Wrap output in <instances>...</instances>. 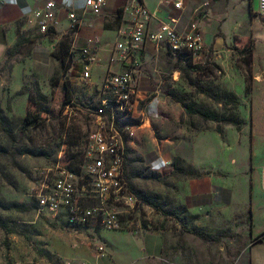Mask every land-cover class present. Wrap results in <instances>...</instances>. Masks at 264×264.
<instances>
[{
    "label": "rangeland",
    "instance_id": "1",
    "mask_svg": "<svg viewBox=\"0 0 264 264\" xmlns=\"http://www.w3.org/2000/svg\"><path fill=\"white\" fill-rule=\"evenodd\" d=\"M257 17L264 24V18ZM236 19L242 30L255 28V48L251 60L247 62L248 55H239L235 50L242 48V43L238 42L239 37H236L235 42L216 54L217 56L211 53V49L204 51L203 63H198L200 59H191V65L201 64L206 67L204 70L195 71L184 62H175V72L168 78L163 89L168 100L164 109L167 113L163 112V117L170 119L169 128L157 130L153 134L157 145L151 151L152 156L143 150L141 144L132 146L128 143L126 147L127 181L138 191L160 193L165 200L164 207L177 212L185 226L191 225L190 228L194 230L196 216L185 213L183 203V179L189 176L174 172V162L185 170L195 169L184 155L189 156L188 151L193 149L201 131H209L207 134L211 139H215L218 132L219 137L224 140L222 128L230 125L229 129L226 128V138L235 140L236 134H241L242 129L248 131L252 120L254 126L263 120V90L260 80L264 76V61L261 58L264 54V27L255 17L251 18L242 10ZM250 38H253L252 35ZM28 46L29 44L21 46L0 69V120L4 128L0 127V217L16 230L7 232L0 227V264H52V260L53 264H61L53 256H61L62 251H53L52 246L56 238L62 239L61 235L72 230L64 228L56 219L47 218L38 212L37 194L43 181H52L57 165L65 164L74 168L73 170L81 168L92 120L88 114L67 107L62 87L51 86L49 80L35 77L24 69ZM52 52L53 50L51 54ZM64 79L65 77L62 82ZM177 99L202 103L219 113L236 114L243 119L241 128L238 130L231 124L205 121L196 114L187 115ZM98 103V100L88 102L92 106ZM44 107L47 110L43 111ZM28 115H36L40 121L23 127V119ZM218 127L220 131L217 130ZM7 134L12 137L11 140ZM208 136L205 135V139ZM129 137L131 138L126 133L125 141L129 142ZM244 145L241 139L234 148L230 142L228 145L224 142L213 147L218 152L217 159L220 163L217 174L222 179L231 180L238 190V200L235 201L232 214H221L220 221L214 228L218 234L231 231L228 223L233 220L236 228H241L246 212L252 173L245 157ZM215 149L209 151L212 156L216 153ZM20 150L26 152L21 153ZM41 151L46 154L40 153ZM193 153L198 155L196 149ZM164 160L169 161V165H164ZM153 163L161 168L156 169ZM152 171L157 174L164 172L166 175L150 178L148 173ZM2 200L14 201L18 205L7 209L2 207ZM83 201L86 204L92 203L91 199ZM148 212L150 215L153 210L141 201L135 211L124 208L121 215L123 225L139 224L140 214L142 217L146 216L148 222ZM214 231H201L204 240L199 237L201 246L198 252L203 257L200 264H207L208 256L212 254L218 253L221 256L222 251L227 248L234 251V264H247V240L243 234L240 231L233 233L230 247L228 241L219 237L216 239ZM218 241L217 248L210 246ZM219 264L226 263L220 260Z\"/></svg>",
    "mask_w": 264,
    "mask_h": 264
},
{
    "label": "crops",
    "instance_id": "2",
    "mask_svg": "<svg viewBox=\"0 0 264 264\" xmlns=\"http://www.w3.org/2000/svg\"><path fill=\"white\" fill-rule=\"evenodd\" d=\"M46 1L0 0V68L8 58V48L16 43L18 37L24 36L31 39L28 43L24 69L35 77L49 80L58 66V60L52 56L51 51L58 47L62 39L69 36L72 56L66 77L70 82L72 98L82 103L99 101L107 71L119 69V64L112 62L110 57L117 39L116 29L122 18L120 8L126 0H106L100 15L85 12L84 0H54L57 24L52 33L43 34L37 29L33 11ZM178 1L183 4L181 8H175L173 5ZM143 2L155 13L152 28H155L158 20L175 19L178 28L182 29L193 20L195 8L206 6V12L198 17L199 26L204 34V50L199 58H203L204 51L209 49L217 56L216 54L233 44L236 37H239L240 43L247 39L255 40L254 27L243 31L237 24L236 17L240 10L247 12L251 18L255 17L264 27L257 17H261L258 13V0H143ZM69 9L74 10L82 18L80 27L73 33L68 30ZM251 35L253 38H250ZM90 38H97L98 43L93 50L95 59L88 62L89 77L83 82L81 75L85 60L81 55V49ZM261 58L264 61V54ZM176 60L177 55L167 49L151 42L145 44L136 82L139 97V103L134 110L136 124L132 127L133 135L129 137V142L126 141V147L128 143L132 146L141 144L143 150L152 156L151 151L157 145L153 134L157 130L169 128L170 119L163 117V114L167 113L164 109L168 103L163 89L168 78L175 72ZM263 82L264 76L260 80L264 94ZM58 86L62 87V80ZM78 110L86 113L82 106ZM262 112L263 120L255 126L252 120V126L247 129L248 131L242 129L243 136L242 133L239 135L237 133L235 140L226 138V128L229 129L230 125L222 128L224 140L219 137L218 132H215L216 138L211 139L207 134L209 131H201L198 133L201 138L197 134L193 149L188 151L189 156L184 155L196 171L202 172L199 176L183 179L184 211L196 216L194 223L198 231H214L221 214H232L235 201L238 200V190L231 180L222 179L217 174L220 163L217 159L218 152L213 147L224 142L228 145L230 142L234 148L241 139L246 145L245 157L250 165L252 182L241 228H236L233 220L228 223L231 231L214 233L216 239L219 237L228 241L231 247L232 234L240 231L247 240L245 250L247 264H264V190L260 184V170L264 165L263 97ZM205 135L208 136L206 139ZM194 149L198 151L197 156L193 153ZM214 149L216 153L212 156L209 151ZM199 158L204 160H198ZM153 166L157 167L156 169L161 168L156 163H153ZM151 209L153 212L150 215L148 212L147 217L150 218L148 222L146 216L142 217L140 214L139 224L134 226L135 233L130 232L129 223L120 229L95 224L87 229L66 232L61 235L62 239L56 238L52 246L53 251H62L61 256L53 257L61 264H200L203 257L198 252L201 246L199 236L183 231L175 218L165 216L152 207ZM218 244L219 241L211 243L210 246L217 248ZM99 245H103V253L98 252ZM220 260L226 264H234V251L227 248L222 251L221 256L218 253L212 254L208 256L207 264H219Z\"/></svg>",
    "mask_w": 264,
    "mask_h": 264
},
{
    "label": "built area",
    "instance_id": "3",
    "mask_svg": "<svg viewBox=\"0 0 264 264\" xmlns=\"http://www.w3.org/2000/svg\"><path fill=\"white\" fill-rule=\"evenodd\" d=\"M105 4L106 0H84V10L100 15ZM173 5L181 8L183 4L178 1ZM120 9L122 21L116 29L117 39L110 57L112 62L119 64V69L107 71L102 96L96 106L87 103L67 106L71 109L82 106L92 120L81 168L76 172L68 165H57L52 181H43L37 194L38 212L71 230H83L95 224L120 229L123 209L136 210L139 201L130 191L125 177L124 135H133L132 127L136 124L134 110L139 103L136 82L145 44L151 42L176 55L188 52L193 59H200L198 63L204 62L199 58L204 50V34L198 17L206 12V6L195 8L193 20L182 29L178 28L175 19L158 20L152 28L155 13L143 0H126ZM258 13L264 18V0H258ZM33 17L40 33L52 31L57 24L54 0H47L35 8ZM67 22L68 30L73 33L80 27L82 18L69 9ZM97 43V38H90L81 49L85 60L83 82L89 77L87 66L95 59L93 50ZM163 163L169 165L167 160ZM260 184L264 190V165L260 170ZM88 199L92 200L91 204L83 201ZM133 225H129L131 233H135ZM98 252H104L103 245L98 246Z\"/></svg>",
    "mask_w": 264,
    "mask_h": 264
},
{
    "label": "trees",
    "instance_id": "4",
    "mask_svg": "<svg viewBox=\"0 0 264 264\" xmlns=\"http://www.w3.org/2000/svg\"><path fill=\"white\" fill-rule=\"evenodd\" d=\"M121 21H122V18H121L119 24L121 23ZM50 33H52V31H50L48 34H50ZM30 42H31L30 38H26L24 36L18 37L16 43L13 46L8 48V51H7L8 58L6 59V61L11 56H13L15 53H17L21 46H23L24 44H28ZM70 43H71V38L69 36H67L66 38L62 39L60 41V43L58 44V47H56L53 50L52 56L58 60V66L56 67L55 72L52 75V77L49 79V84L51 86L58 85L60 83V81L62 80V78L65 77V79L62 82L64 103H66L67 106L68 105L74 106L77 103L83 106L84 104H86V102L82 103V102H79V101L74 100L72 98L70 82L66 77V73H67V70L70 66L71 56H72V52H70ZM235 50L237 51V53L239 55H242V56L248 55V59H247V62H248L251 60V54L254 50V41L252 39H247L242 43V48H235ZM191 59H193V56L190 53L181 52V53L177 54L176 62L178 64L184 62L186 64V66H190L195 71L204 70L206 68L205 66L203 67L201 64L191 65ZM200 92H203V90H201ZM37 93H38V95L42 96L40 94V92H37ZM229 95L232 96V94H230V93H229ZM43 99H45V97H43ZM177 101L184 107V110H185L187 115L196 114V115L200 116L205 121H215L217 123L231 124V125H234L238 130L241 128V125L243 123V119L240 118L236 114H228L227 115L225 113H219L216 110L211 109V108L207 107L206 105H204L202 103L195 102V101L187 102L184 99H177ZM42 110L45 111V110H47V108L44 107V108H42ZM39 121H40V118L38 116L28 115L23 119V127H25L26 125H35ZM0 127L2 129H4L1 120H0ZM217 130L220 131V128L218 127ZM7 136L10 140L12 139V137L9 134H7ZM20 152L24 153V152H26V150H20ZM40 153L46 154L44 151H41ZM79 169H80V167L78 169H75L74 171L78 172ZM173 171L178 173V174L187 175V176H191V177H196V176H199L202 174V172L196 171L193 168L189 169V170H185L182 166H179L176 161L174 162ZM165 175L166 174L164 172L157 174V173L152 171V172L148 173V176L150 178H160V177L165 176ZM125 176L128 177V174L125 173ZM128 184H129L130 191L137 197L138 201L142 202V204L152 207L154 210L162 213L165 216H171V217L175 218L181 224V229L183 231L191 232L194 235H197L201 239L204 240V236L201 233V231H198L197 228H195L196 230H194L190 227H186L185 223L182 222V219L180 218V216L178 215L177 212L167 210L164 207L165 200L162 199V196L160 193H157V192L146 193L143 191H138L133 187V185H131V183L128 182ZM2 201L4 203L2 207L7 208V209L14 208L18 205L14 201H4V200H2ZM0 227L7 232H16L15 229H13L7 225V223L5 222V220L2 217H0Z\"/></svg>",
    "mask_w": 264,
    "mask_h": 264
}]
</instances>
